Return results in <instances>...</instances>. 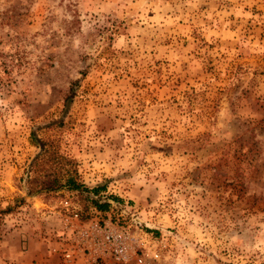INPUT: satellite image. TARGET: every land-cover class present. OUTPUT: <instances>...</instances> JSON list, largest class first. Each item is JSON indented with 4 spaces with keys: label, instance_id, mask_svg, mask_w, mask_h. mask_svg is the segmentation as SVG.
<instances>
[{
    "label": "rangeland",
    "instance_id": "rangeland-1",
    "mask_svg": "<svg viewBox=\"0 0 264 264\" xmlns=\"http://www.w3.org/2000/svg\"><path fill=\"white\" fill-rule=\"evenodd\" d=\"M43 141L80 189L27 194ZM93 199L154 264H264V0H0V264Z\"/></svg>",
    "mask_w": 264,
    "mask_h": 264
},
{
    "label": "built area",
    "instance_id": "built-area-1",
    "mask_svg": "<svg viewBox=\"0 0 264 264\" xmlns=\"http://www.w3.org/2000/svg\"><path fill=\"white\" fill-rule=\"evenodd\" d=\"M90 212L88 219L77 208L70 214L53 207L44 212L47 219L56 216L57 230L63 231L49 245L56 264H154L156 237L136 206L108 200L107 209L92 205Z\"/></svg>",
    "mask_w": 264,
    "mask_h": 264
},
{
    "label": "trees",
    "instance_id": "trees-1",
    "mask_svg": "<svg viewBox=\"0 0 264 264\" xmlns=\"http://www.w3.org/2000/svg\"><path fill=\"white\" fill-rule=\"evenodd\" d=\"M43 146L44 149L42 154L36 156L30 164L32 168L36 169L34 170L35 174L27 178L29 185L27 194L37 195L43 191H56L64 186L73 190L80 189L82 187L81 184L73 176H71L69 172L67 173L65 181L62 183L60 175L54 173V171L48 170V168L52 167L56 162L61 165V167H65L71 163V160L65 158L64 156H58L59 154H56L54 150L52 151V142L43 141ZM102 189L103 186H97L93 188L92 191L94 194L99 195ZM92 202L94 206L101 210H104L107 207L106 202L94 199Z\"/></svg>",
    "mask_w": 264,
    "mask_h": 264
},
{
    "label": "crops",
    "instance_id": "crops-1",
    "mask_svg": "<svg viewBox=\"0 0 264 264\" xmlns=\"http://www.w3.org/2000/svg\"><path fill=\"white\" fill-rule=\"evenodd\" d=\"M27 251L35 258L32 264H56L55 260L49 257V250L46 252L45 237L40 233L30 232Z\"/></svg>",
    "mask_w": 264,
    "mask_h": 264
}]
</instances>
